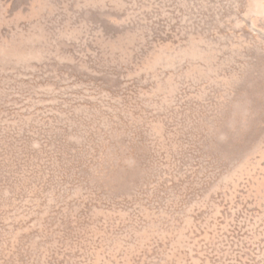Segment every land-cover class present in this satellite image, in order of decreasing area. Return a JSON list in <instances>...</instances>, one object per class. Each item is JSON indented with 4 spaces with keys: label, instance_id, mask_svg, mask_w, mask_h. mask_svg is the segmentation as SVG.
<instances>
[{
    "label": "rangeland",
    "instance_id": "rangeland-1",
    "mask_svg": "<svg viewBox=\"0 0 264 264\" xmlns=\"http://www.w3.org/2000/svg\"><path fill=\"white\" fill-rule=\"evenodd\" d=\"M0 264H264V0H0Z\"/></svg>",
    "mask_w": 264,
    "mask_h": 264
}]
</instances>
